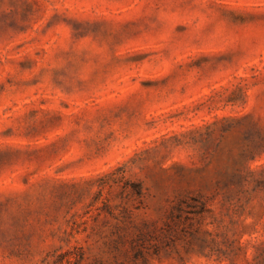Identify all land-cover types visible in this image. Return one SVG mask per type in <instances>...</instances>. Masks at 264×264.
<instances>
[{
	"label": "rangeland",
	"instance_id": "1",
	"mask_svg": "<svg viewBox=\"0 0 264 264\" xmlns=\"http://www.w3.org/2000/svg\"><path fill=\"white\" fill-rule=\"evenodd\" d=\"M0 264H264V0H0Z\"/></svg>",
	"mask_w": 264,
	"mask_h": 264
}]
</instances>
